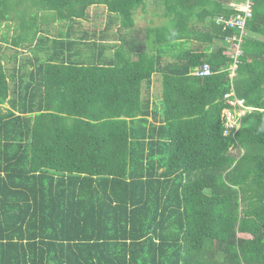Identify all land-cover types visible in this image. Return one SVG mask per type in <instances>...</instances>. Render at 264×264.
<instances>
[{
    "label": "trees",
    "instance_id": "obj_1",
    "mask_svg": "<svg viewBox=\"0 0 264 264\" xmlns=\"http://www.w3.org/2000/svg\"><path fill=\"white\" fill-rule=\"evenodd\" d=\"M149 1L0 0V38L22 28L0 44V264H264V0L244 32L218 22L241 5L166 0L142 37ZM96 5L85 38L115 25V58L62 57ZM42 13L68 32L25 29ZM232 88L253 109L225 135Z\"/></svg>",
    "mask_w": 264,
    "mask_h": 264
},
{
    "label": "crops",
    "instance_id": "obj_2",
    "mask_svg": "<svg viewBox=\"0 0 264 264\" xmlns=\"http://www.w3.org/2000/svg\"><path fill=\"white\" fill-rule=\"evenodd\" d=\"M223 2L227 4H232L235 3L237 5H242L243 0H222ZM39 23H36V19L28 15V21L30 24L25 28L29 30L31 33H35L36 30H38V36H45V35H50L51 37H54L56 35H59L61 31H64L65 33L68 32V25H64L60 23L58 20H52V22H49V14L46 16L42 13L38 16ZM101 20L105 23L102 24ZM107 20L108 17L107 15H102V16H96V15H91L88 17V19H81L80 23H77L71 34V38H64L63 43H59L57 45V49L60 52L62 57H65L69 59L70 57L72 58H77L76 55L79 56V53L81 57H87L89 56L90 53L94 54L97 56V58H103V60H112L115 58L116 55V49L120 44V40L116 37L117 35V29L114 27L115 25H112L113 27L108 30V36L106 37L105 40H102V37H97V38H85L86 36V30L90 31L91 34H93L94 31L100 32L102 29L108 27L107 26ZM19 22L20 20H16ZM16 22V23H17ZM44 22V25H43ZM101 22V23H100ZM2 30L5 32L4 38H0V44H2V48H6L9 43H7L6 40L10 36L17 35L20 33L22 28L18 27V25L15 24V22H11L10 26L3 24L2 25ZM58 30V31H57ZM150 30H145V32H141L142 37L147 36L146 32H149ZM154 35H156L154 33ZM0 37H3V34L1 33ZM100 38V39H99ZM89 39H96L95 44H91V41L89 42ZM2 40V43H1ZM144 40V39H143ZM150 40H144L143 41V46L148 50L149 47H147V44H150ZM9 42V41H8ZM229 45V46H228ZM228 48L230 49V52H233L234 50V43L228 42ZM155 46V44H154ZM51 47L56 50V47L54 43L51 42ZM242 49V48H241ZM20 51H22L19 56L18 60H21L22 56H28L32 54V51L29 48H20ZM9 52H12V50H9ZM71 53V55H70ZM76 55H75V54ZM8 103L6 104V106ZM253 108V107H252Z\"/></svg>",
    "mask_w": 264,
    "mask_h": 264
},
{
    "label": "built area",
    "instance_id": "obj_3",
    "mask_svg": "<svg viewBox=\"0 0 264 264\" xmlns=\"http://www.w3.org/2000/svg\"><path fill=\"white\" fill-rule=\"evenodd\" d=\"M254 0H243L242 5L240 6L241 12L236 16L231 17H220L218 22H223L228 27H236L242 32L245 31L247 22L253 16V6ZM237 37L229 38V42L234 43V50L232 56L235 61L230 67L231 77L234 78L237 73V67L239 64V56L243 53L241 49V38L236 41ZM213 73L212 66L209 63H205L203 66L197 67L193 74L197 76H209ZM225 99L227 102V107L224 108L222 112V121L224 124V134L225 135H235L242 126V119L244 115L252 110L253 108L248 106L246 100L242 97H239L235 90L232 88L231 91L225 94Z\"/></svg>",
    "mask_w": 264,
    "mask_h": 264
},
{
    "label": "rangeland",
    "instance_id": "obj_4",
    "mask_svg": "<svg viewBox=\"0 0 264 264\" xmlns=\"http://www.w3.org/2000/svg\"><path fill=\"white\" fill-rule=\"evenodd\" d=\"M165 3L166 0H150L148 3L147 9H141L137 14H136V19L137 21L141 22V30L142 32H145V30H152L157 24L162 22V14L165 11ZM106 8L104 5L100 6H92L90 9L91 15H95L96 13H104ZM164 19V18H163ZM102 24L105 23L101 20ZM100 22V23H101ZM146 47V46H145ZM147 47H149V44H147ZM156 93V89H153ZM235 152L237 150L234 149Z\"/></svg>",
    "mask_w": 264,
    "mask_h": 264
}]
</instances>
